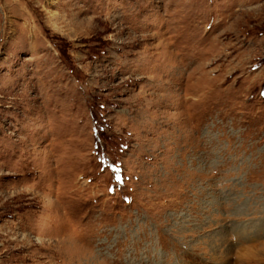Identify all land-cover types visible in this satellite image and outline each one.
<instances>
[{
  "label": "rangeland",
  "instance_id": "rangeland-1",
  "mask_svg": "<svg viewBox=\"0 0 264 264\" xmlns=\"http://www.w3.org/2000/svg\"><path fill=\"white\" fill-rule=\"evenodd\" d=\"M128 262L264 264V0H0V264Z\"/></svg>",
  "mask_w": 264,
  "mask_h": 264
},
{
  "label": "snow or ice",
  "instance_id": "snow-or-ice-1",
  "mask_svg": "<svg viewBox=\"0 0 264 264\" xmlns=\"http://www.w3.org/2000/svg\"><path fill=\"white\" fill-rule=\"evenodd\" d=\"M116 179L119 180L120 179L119 176H117Z\"/></svg>",
  "mask_w": 264,
  "mask_h": 264
},
{
  "label": "bare ground",
  "instance_id": "bare-ground-1",
  "mask_svg": "<svg viewBox=\"0 0 264 264\" xmlns=\"http://www.w3.org/2000/svg\"><path fill=\"white\" fill-rule=\"evenodd\" d=\"M148 258V257H147ZM129 264H132L131 262H128Z\"/></svg>",
  "mask_w": 264,
  "mask_h": 264
}]
</instances>
